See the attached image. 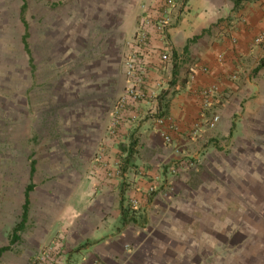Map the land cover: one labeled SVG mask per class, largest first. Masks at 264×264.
<instances>
[{"label": "crops", "instance_id": "0c3cea01", "mask_svg": "<svg viewBox=\"0 0 264 264\" xmlns=\"http://www.w3.org/2000/svg\"><path fill=\"white\" fill-rule=\"evenodd\" d=\"M163 4L31 2L29 104L38 111L60 108V128L71 133L62 142L70 148L63 155L67 162L39 182L45 202L33 217L28 210L15 245L25 248L26 258L45 244L58 264H155L150 256L159 252L160 214L169 210L173 194L191 187L187 169L171 175L172 168L203 149L209 150L207 162L213 161L222 143L235 139L242 146L241 134L264 126V39L256 41L264 33V0H175L165 35L149 26L147 43L138 47L145 15L155 19ZM135 51L146 99H128L120 111L119 98L129 85L125 61ZM210 86L216 93L207 108L202 90ZM214 113L220 117L216 127L202 124L194 137L195 125ZM160 116L177 129L160 125ZM163 131L172 143L164 141ZM172 178L177 188L170 197L164 192ZM151 186L155 193L149 195ZM31 202L29 193V207Z\"/></svg>", "mask_w": 264, "mask_h": 264}, {"label": "rangeland", "instance_id": "374dc122", "mask_svg": "<svg viewBox=\"0 0 264 264\" xmlns=\"http://www.w3.org/2000/svg\"><path fill=\"white\" fill-rule=\"evenodd\" d=\"M32 1L0 0V248L9 246L16 252L4 251L0 264H28L29 260L32 264L37 252L48 246H39L33 257L26 258L21 253L25 248L15 246L20 242L11 243L12 232L22 217L27 185L36 182L30 192L29 216L33 217L46 198L43 188L37 190L39 182L44 183L51 171L65 166L68 156L63 155L70 149L62 144L71 132L60 128L56 113L60 108L38 111L29 104L34 68L25 43L29 46ZM26 32L27 41L23 40ZM141 45L138 43V47ZM241 135L242 146L228 139L224 142L227 148L223 143L215 148L213 161L207 162L209 150L202 145L199 160L188 158L187 166L183 158L178 162L179 170L186 168L190 174L191 187L173 194L169 210L160 214L164 220L155 227L159 252L156 258L150 256L151 262L264 264V154L257 152H264V126ZM173 178L164 195L171 197L176 191ZM153 193L155 188L151 186L148 194ZM130 204L132 209L137 208L135 201Z\"/></svg>", "mask_w": 264, "mask_h": 264}, {"label": "built area", "instance_id": "2783aa9c", "mask_svg": "<svg viewBox=\"0 0 264 264\" xmlns=\"http://www.w3.org/2000/svg\"><path fill=\"white\" fill-rule=\"evenodd\" d=\"M175 4V0H164V4L162 6V12L161 14L156 17V19L151 18L150 16L145 15L142 25L139 28V32L137 35L138 43L142 44L143 47L148 39H149V26H155L156 30L162 35H165V31L167 27L170 24V11L172 7ZM264 39V33H262L256 41H262ZM169 58V55L167 53L161 54V59L163 61H167ZM126 76L128 79V87L126 94L121 97V100L119 101L118 109L120 110V107L124 105L128 99H132L133 101H137L138 99H144L146 97V93L143 91V85H145V77H143V73L140 69V60H139V54L138 52H134L126 61ZM204 71H206V68H203ZM216 93L215 87H206L202 90V96H203V104L207 108H211L213 105V96ZM219 115L214 113L212 114V117L208 119L205 123H197L193 129V136L197 137L201 131V128L204 126L212 129L216 127L218 121H219ZM158 123L160 125L165 126L168 129H177L176 124L168 117L160 116L158 119ZM203 124V126H202ZM163 139L166 143H172V137L171 135L163 131L162 132ZM180 150L177 149L176 153H179ZM200 153V152H199ZM199 156V154H198ZM198 156H196L194 159L199 160ZM196 163V161H192L191 165ZM179 166H174L171 170V175H175L177 172V169ZM47 262H50V264H58L57 261L52 259L51 256V250L49 247H42L39 252L35 255L33 263L32 264H45Z\"/></svg>", "mask_w": 264, "mask_h": 264}, {"label": "trees", "instance_id": "16d2710c", "mask_svg": "<svg viewBox=\"0 0 264 264\" xmlns=\"http://www.w3.org/2000/svg\"><path fill=\"white\" fill-rule=\"evenodd\" d=\"M26 6L25 4L23 5L22 7V10H21V13L23 14L24 13V10H25ZM27 37H28V33L26 32L24 34V37H23V40H26L27 41ZM25 41V42H26ZM26 48L27 50H29V47H28V44H26ZM33 189V185H29L27 188H26V192H25V202L23 204V214H22V218L21 220L16 224V226L14 227L13 229V232H12V238H11V243L14 244L16 241H18L20 239V233L25 229V226H26V222H27V219H28V210H29V193L30 191ZM126 214V211L123 209V215L125 216ZM10 247L9 246H6V247H1L0 248V255L6 251V250H9Z\"/></svg>", "mask_w": 264, "mask_h": 264}]
</instances>
